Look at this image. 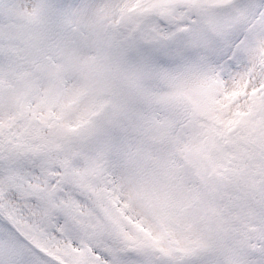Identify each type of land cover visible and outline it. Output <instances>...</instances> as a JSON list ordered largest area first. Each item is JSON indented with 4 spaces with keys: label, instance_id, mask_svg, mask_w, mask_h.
Returning a JSON list of instances; mask_svg holds the SVG:
<instances>
[{
    "label": "snow or ice",
    "instance_id": "1",
    "mask_svg": "<svg viewBox=\"0 0 264 264\" xmlns=\"http://www.w3.org/2000/svg\"><path fill=\"white\" fill-rule=\"evenodd\" d=\"M0 264H264V0H0Z\"/></svg>",
    "mask_w": 264,
    "mask_h": 264
}]
</instances>
